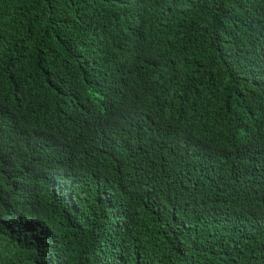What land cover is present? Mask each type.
Wrapping results in <instances>:
<instances>
[{
  "label": "trees",
  "instance_id": "16d2710c",
  "mask_svg": "<svg viewBox=\"0 0 264 264\" xmlns=\"http://www.w3.org/2000/svg\"><path fill=\"white\" fill-rule=\"evenodd\" d=\"M88 2L0 0V264H264V0H161L127 126Z\"/></svg>",
  "mask_w": 264,
  "mask_h": 264
},
{
  "label": "clouds",
  "instance_id": "9594fccd",
  "mask_svg": "<svg viewBox=\"0 0 264 264\" xmlns=\"http://www.w3.org/2000/svg\"><path fill=\"white\" fill-rule=\"evenodd\" d=\"M165 3V0H163ZM161 0H89L87 10L100 14L104 9L110 13L100 15L115 29L114 46L109 50V64L107 68H100L110 72L119 79V83L114 88L121 90L126 95L124 104L112 115L115 122L122 126H127L130 121H147L156 107L157 101L147 94L148 79L151 73L158 70L154 62V50L149 44L143 42L148 38L146 32L157 21L162 12ZM159 10V15H157ZM96 17L87 22L90 31L93 28ZM152 21L150 27H144L140 22ZM156 21V22H155ZM155 22V23H154ZM6 58V50H0V81L5 78L6 66L3 59ZM262 95L264 97V81L262 84ZM52 100L47 108L54 107ZM257 112L260 119H264V101L257 104ZM1 119V116H0ZM239 122L247 131L248 124L252 122L247 116ZM200 149L204 151L202 144L198 143ZM216 149V158L220 162L224 152L229 150V142L226 136L222 138L216 135L213 140L212 150ZM184 168H189V164L183 162Z\"/></svg>",
  "mask_w": 264,
  "mask_h": 264
}]
</instances>
